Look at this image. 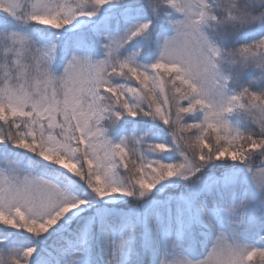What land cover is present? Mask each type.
Here are the masks:
<instances>
[{
  "label": "snow or ice",
  "instance_id": "6c2138e0",
  "mask_svg": "<svg viewBox=\"0 0 264 264\" xmlns=\"http://www.w3.org/2000/svg\"><path fill=\"white\" fill-rule=\"evenodd\" d=\"M0 264H264V0H0Z\"/></svg>",
  "mask_w": 264,
  "mask_h": 264
}]
</instances>
